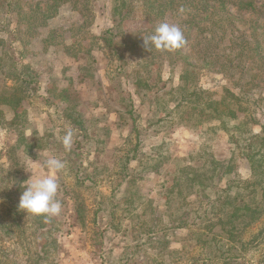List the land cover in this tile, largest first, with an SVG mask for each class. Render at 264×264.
Returning <instances> with one entry per match:
<instances>
[{
    "label": "trees",
    "instance_id": "1",
    "mask_svg": "<svg viewBox=\"0 0 264 264\" xmlns=\"http://www.w3.org/2000/svg\"><path fill=\"white\" fill-rule=\"evenodd\" d=\"M112 1L113 27L117 32L112 28L101 35L88 36L86 32L85 39L94 41L92 47L111 52L115 58L112 69L117 76L110 80L118 77L132 82L150 115V119L142 120L131 96L126 99L122 89L108 106L118 115L114 121L118 129L123 123H130L128 139L132 143L123 145L120 176L113 190L133 179L129 178L136 174L132 163L142 164L137 152L144 142L142 130L146 127L142 123L149 120L192 129L216 122L209 129L226 132L233 149L240 150V157L249 160L252 170L251 178L228 177L224 188L218 189L212 181L223 163L211 159L207 170L189 163L178 168L181 175L175 177L168 191L165 210L150 225L145 242L133 243L134 250L121 255L119 264H254V256L258 258L256 264H264V0ZM67 3L85 18L79 30L96 16L97 0H0V126L27 123L23 103L32 96H40L41 86L35 68L24 62L26 45ZM10 15L16 17L15 29L11 27ZM136 19L146 27L126 31L124 23ZM162 22L178 24L183 29L186 44L182 48L150 51L146 47L144 36L153 34ZM61 32L52 30L46 39L48 44H58ZM117 35L121 37L116 38ZM17 41L23 43L21 49L15 44ZM92 47L87 49L88 53L94 51ZM166 67L171 75L165 80L162 73ZM207 73L221 75L225 84L220 89L204 88L200 78ZM123 81L114 87L120 89ZM118 103L127 109L123 110ZM5 109L11 112L9 118ZM62 117L69 119L73 129L79 128L81 133L87 130L86 119L80 112H67ZM256 125L259 132L253 131ZM25 128H19L18 133V141L26 142L25 147L11 146L9 166L0 164V200L5 203V216L0 212V264H39L49 258L54 264L52 248L57 247V240L45 237L56 228L51 217L27 214L18 206L29 175L17 150L33 156L36 145L34 130L27 135ZM104 128L108 130L109 126L100 129ZM232 160L234 157L230 156L229 161ZM69 161L76 184L83 185L88 180L86 186H93L98 182L96 174L86 173V160L70 157ZM225 166L231 170L230 164ZM253 194L261 197L257 199ZM75 204L83 218L82 202ZM192 214L194 222H190ZM26 216L29 218L25 219ZM164 216L168 223L160 228L159 221ZM195 225L190 230L193 236H187L180 248H173L166 230L181 231ZM255 226L258 229L253 235L243 236ZM140 246H144L142 256L137 253ZM182 253L187 254L181 258ZM105 261L114 264L110 258Z\"/></svg>",
    "mask_w": 264,
    "mask_h": 264
},
{
    "label": "rangeland",
    "instance_id": "2",
    "mask_svg": "<svg viewBox=\"0 0 264 264\" xmlns=\"http://www.w3.org/2000/svg\"><path fill=\"white\" fill-rule=\"evenodd\" d=\"M97 2L96 16L89 21L86 28L79 30L85 18L73 8L72 4L67 3L48 21L47 26L42 27L32 37L30 43L26 45L27 54L24 56V62L30 63L35 68L40 80L41 94L24 101L26 124L22 126L21 122H17L11 126H0V164L9 166L11 146L25 147L26 142L18 141V133L24 127H26L25 134H31L32 130L36 134L33 156L26 151L17 150L19 160L25 161L28 179L31 176L29 170L36 175L49 174L44 166V161L48 157H57L66 162L65 169L56 173L59 184L57 199L62 209L58 216L51 217L50 220L56 228L51 230L50 234H45V237L50 236L57 240V247L52 248L56 261L54 264H107L105 258H110L114 264H119L121 255L134 250L133 243L137 240L145 242V236H149L147 231L150 230V225L165 210L167 194L174 185L175 177L181 175L178 173V168L187 163L203 170L210 168L211 159L223 163L218 168V175L212 181L218 189L224 188L228 177L233 178L238 175L247 179L252 176L249 160L240 157V150L233 149L228 134L224 131L215 133L209 129L216 126V122L192 129L176 126L175 123L165 125V122L153 123L154 121L149 120L142 123L146 127L145 131L144 128L142 130L144 142L141 148L138 147L137 152L142 164L137 161L132 163L136 174L129 178L133 179L119 190H113L120 176L119 157L124 153L123 145L130 142L128 139L130 123H123L118 129L114 124L118 115L108 106L115 102L113 101L115 96L122 89L126 99L131 96L136 112L141 115L142 120L150 119V115L147 107L141 103L132 82L123 81L118 77L110 80L114 75L117 76L112 69L115 58L111 56V52H105V49L98 50L96 46L95 48L91 46L93 40L85 39L87 35L89 36L88 33L101 35L108 28H112L114 32L116 30L112 18L113 1L97 0ZM9 18L13 19L11 27L15 29L16 17L10 15ZM124 26L126 31L137 27L141 31L146 27L138 19L126 21ZM55 29L62 31L57 38L59 43L48 44L46 39ZM118 37L121 35L116 36ZM15 44L19 49L22 48V42L17 41ZM90 47L94 51L88 53L87 49ZM170 73V68L166 67L162 73L163 78L165 80L169 78ZM120 81L123 83L120 89H116L114 85ZM175 81L177 83V79ZM200 84L204 88L220 89L225 81L219 74L207 73L200 78ZM118 104L123 110L127 109L122 103ZM5 111V116L9 118L11 112L6 109ZM73 111L77 115L80 112L86 119L87 130L83 133L79 128L73 129L74 126L69 119L62 117L67 112ZM258 115L263 119L260 113ZM107 126H109L108 130L100 129ZM69 129L73 133L72 145L70 150H66L62 139ZM253 131L259 132V125L254 126ZM45 134L49 136L45 137ZM75 140L78 143H75ZM134 146L135 144L132 146L133 149ZM230 156H233L234 160L229 161ZM70 157L86 160V173L96 174L95 179L98 182L93 186H86L88 180H85L83 185L76 184L74 175H71L69 169ZM188 157H191V160H188ZM92 161L98 163H91ZM226 164H230V171ZM155 165L157 168L154 167ZM1 177L3 173H0V182H2ZM253 196L258 199L261 194H253ZM77 201L78 204L79 201L82 202L83 218L79 213V206L76 208ZM0 212L5 216V203L1 200ZM193 217L194 214L190 215V222H194ZM27 218L29 217L26 216L25 219ZM167 220V216L161 217L159 227L166 226ZM196 226L181 231L167 229V237L173 248H180L187 236H193L190 230H194ZM257 229L258 226L250 227L243 236H251ZM0 239L2 240V236ZM4 244L8 246L9 243L4 242ZM143 247L140 246L137 251L141 256L145 254ZM186 254L182 253L181 258ZM252 262L256 264L258 258L254 256ZM39 264H52V262L49 258Z\"/></svg>",
    "mask_w": 264,
    "mask_h": 264
},
{
    "label": "clouds",
    "instance_id": "3",
    "mask_svg": "<svg viewBox=\"0 0 264 264\" xmlns=\"http://www.w3.org/2000/svg\"><path fill=\"white\" fill-rule=\"evenodd\" d=\"M146 47L156 50H176L186 44V37L183 29L178 24L162 22L157 25L153 34L144 36ZM73 133L69 129L62 143L66 150H70ZM44 166L49 174L46 176L36 175L33 171L26 184L23 186L19 200V208L36 216L54 217L61 212L62 205L57 199L59 184L56 173L61 172L66 167V162L57 157H48L44 161Z\"/></svg>",
    "mask_w": 264,
    "mask_h": 264
}]
</instances>
